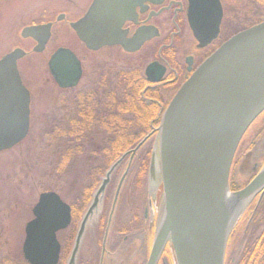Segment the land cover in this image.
Masks as SVG:
<instances>
[{
  "label": "water",
  "instance_id": "1",
  "mask_svg": "<svg viewBox=\"0 0 264 264\" xmlns=\"http://www.w3.org/2000/svg\"><path fill=\"white\" fill-rule=\"evenodd\" d=\"M147 1L160 0H93L88 15L71 28L89 51L118 45L135 52L155 37L154 30L126 39L120 28L132 17L128 14ZM189 1L193 36L201 46L206 45L219 34L221 4L219 0ZM50 30V24L32 25L21 31V37L34 39L33 52L41 53ZM24 56L25 52L16 48L0 58V152L14 148L29 133L30 95L17 69ZM155 66L146 69L149 82H159L163 74L157 69L151 78ZM47 67L60 89L76 87L82 77L81 62L68 48L54 51ZM263 112L264 21L221 44L181 85L162 114L154 131L158 164L154 153L149 173L158 171L163 208L146 264H157L167 243L172 246L176 264H224L227 241L237 219L264 194V165L242 189L231 192L229 187L236 150ZM116 164L107 172L82 219L68 264L75 263L85 225ZM70 214V207L55 192L39 195L33 218L24 228L22 255L27 264H58L60 244L56 235L68 228Z\"/></svg>",
  "mask_w": 264,
  "mask_h": 264
},
{
  "label": "rangeland",
  "instance_id": "2",
  "mask_svg": "<svg viewBox=\"0 0 264 264\" xmlns=\"http://www.w3.org/2000/svg\"><path fill=\"white\" fill-rule=\"evenodd\" d=\"M70 1L75 3L74 7L69 3V0H0V58L16 48L27 53L17 62V67L22 83L31 95L28 136L11 150L0 152V264H27L22 255L24 228L33 218L32 209L37 203L39 195L51 191L59 195L63 202L72 203L81 195L80 192H82L84 184H88L86 174L100 160L94 152L102 145L103 132L93 133L84 140L82 152L74 155L62 172L58 170V163L62 158L60 154L66 149V143L62 142L59 132L67 127L68 121L75 117V96L79 92L95 88L94 85L97 87L99 82H105L106 77L109 78L111 74L120 70L128 71L131 68H139L137 63L140 62L139 60H143L124 56L115 49L97 53L88 52L69 29V22L80 15H66L63 21H56V16L59 13L69 12L72 9L83 11L89 0ZM242 2L232 0L228 1L225 6L228 11L234 8L239 12V15H247L248 11ZM250 18L251 15L248 16V19ZM45 22H53V35L45 51L34 53L33 42L21 39V31L26 26L40 25ZM59 47L73 51L83 64V79L80 86L74 91L59 89L49 74L48 59ZM109 79L112 81L113 77ZM263 124L264 113L248 129L244 135V141L250 139ZM157 142L158 137L155 135L152 152L155 153L158 164ZM263 143L264 132L256 137L254 148L250 150L251 155L248 158L250 165L260 160L261 149L264 150ZM136 161L130 163L127 168V174L118 191L117 202L112 203L113 210L111 212L109 209L105 210L99 204L100 207L98 206L97 211L89 218L74 264H99L98 260L101 261V264H146L152 241L150 240L144 250L145 244L142 235L135 234L124 240L126 233L119 235L115 231L116 227L114 228L116 221L126 226L129 225L131 222L129 208H133V205L137 206L138 196H142L140 189L134 188ZM125 163L126 161L114 171L112 170L108 178V181L112 180L110 188L115 189L113 194L117 192L118 177L123 175ZM119 171L121 175L115 176L114 173L117 174ZM235 172L236 174L239 172L237 166ZM239 173L238 176H235V181L242 187L244 179H249V171L241 170ZM101 180L103 181L104 178ZM142 184L146 191L147 215L153 219L154 236L163 208L162 182L158 171L155 170L153 175H150L148 167L147 176ZM246 210L237 219L235 226L239 219L246 216ZM108 212L109 217L111 215L110 226L109 228L102 227L100 225L102 220L98 223L99 218L101 215L102 218H107ZM82 218L83 215L77 222L76 232ZM247 223L245 222L243 227L240 221L237 227L234 226L231 241L234 242L233 238H235L237 244H234L233 248L230 247L229 253H227V257L234 261V264L240 258L247 243L248 233L244 231L248 229ZM67 232L64 231L57 235L61 246ZM102 242L104 248L101 247ZM70 251L62 264H68ZM157 264H176L170 243L165 246Z\"/></svg>",
  "mask_w": 264,
  "mask_h": 264
},
{
  "label": "trees",
  "instance_id": "3",
  "mask_svg": "<svg viewBox=\"0 0 264 264\" xmlns=\"http://www.w3.org/2000/svg\"><path fill=\"white\" fill-rule=\"evenodd\" d=\"M240 1H244L242 3L251 18L246 20V25L243 27L234 29L232 34L228 36L221 35L218 39V44L226 38L229 39L238 32L264 21V0ZM111 77H113L114 81H110L109 78ZM109 78L106 77L105 82H99L97 87L94 85L93 87L95 88L79 92L75 96V117L68 121L67 127L59 132L62 142L66 143V147L64 146L66 149L60 154L62 158L58 163L59 172H62L66 165L68 166L74 155L82 152V143L90 135L103 132L104 138H102L100 148L94 152L100 160L86 174L88 184H84L83 190L80 192L81 195L76 200V205L71 208L72 223L66 230L68 232L62 244L58 264L63 263L72 247L77 222L82 216L91 194L98 187L100 179L125 153L134 149L138 143L152 133L135 155V161H137L134 169V188L140 189L139 191L142 193V196H138L139 201L136 204L138 211L144 208L147 201L145 197L146 191L142 182L147 176L152 146L156 135L152 131L154 127L158 126L163 108H165L168 101L155 98L150 91L146 90L148 83L143 78L139 68H131L128 71L120 70L111 74ZM240 187H237L232 182L230 190L236 191ZM256 202H254L253 208ZM253 208L251 209L253 210ZM256 208L254 214L251 211L252 217L250 216L251 219L247 230V243L236 264H263L260 257L264 251V198ZM135 213L138 212L135 211ZM105 221L102 227L105 225ZM141 221L142 219H139L138 215L135 217V223L131 227H124L117 223L115 231L120 235L124 234L125 231L128 232L134 229V226L138 230L141 227ZM152 235L153 233H151L149 242L152 239Z\"/></svg>",
  "mask_w": 264,
  "mask_h": 264
},
{
  "label": "flooded vegetation",
  "instance_id": "4",
  "mask_svg": "<svg viewBox=\"0 0 264 264\" xmlns=\"http://www.w3.org/2000/svg\"><path fill=\"white\" fill-rule=\"evenodd\" d=\"M228 1H232V0H219V2L221 4V8H222V13H223L221 23L219 25V34H218L216 39L211 40L206 45L201 46L200 43H198V41L193 36V31L191 29V26L189 23V18H188L189 17L188 15L190 13V1L189 0H160L157 3H152V2L147 1V2H143L140 6H136L134 8V11H132L128 14V15H132V17H130V18L128 17L124 21V23L122 24V26L120 28V30L124 33L126 39H132L137 33H150L151 30H154L155 37H153L152 39L146 40L140 46V48L135 52H127L121 46H118V45L117 46H111V47H104L97 52H100L103 50L115 49L124 56L143 59V60H139L140 62L137 63V66H139V69L141 70V74H142L143 78L148 83L146 90L150 91L151 95L155 98H160L164 101L168 100V102L166 103V106H165V108H166L169 101L174 96V94L178 91V89L181 87V85L192 75V73L199 67V65L205 59H207L213 52H215V50H217L219 48V46H221V44H223L226 40H228V38H226L225 40L221 41V43L218 44L219 37L221 35L222 36H228V35L232 34L234 29L243 27L246 24V20L248 19L249 15H239V12H237L236 9H234V8H232V9H230V11H228V9L225 6V4ZM69 3L72 4L74 7L75 3L73 1L69 0ZM92 4H93V0H89L86 8L83 11H79V10L75 11L72 9L69 12L59 13L56 16V21L57 22L63 21L65 19L66 15H80L78 18H75L72 22H69V29H71L72 32L74 33L73 29L71 28V25L73 23L77 22L78 20H80L81 18H83L85 15H88L89 9L92 6ZM60 17H61V19H59ZM47 24H50V26H51V30H50L51 36H50V39L48 41V43H49L51 40V37L53 35V33H52L53 22H45L42 25H47ZM74 35H75V33H74ZM21 39H26L29 41L31 40L34 44L33 48L36 46V42L32 38H22L21 37ZM80 44L84 47V45L82 43H80ZM47 45H46V47H47ZM87 51L90 53H97V52H92L89 50H87ZM26 55H27V53H26ZM152 64H156V66L154 67V71L150 72L151 78H153L155 76V71H157V69L159 71L160 70L163 71V72L161 71L163 74H162L159 82H149L147 80V77L145 76L146 69ZM141 65H142V67H141ZM81 67H82V77H81L80 82L78 83V85L76 87L66 89V91H73L80 86V83H81V81L83 79V75H84V67H83L82 62H81ZM30 101H31V95H30ZM165 108H163V112H164ZM163 112H162V114H163ZM159 122H160V120H159ZM157 128H158V126L154 127L152 132H154ZM263 132H264V124L258 129V131L250 139H246L244 141V136H243V138H242V140H241V142H240V144L236 150V153L234 155V159L232 162V166H231V170H230L231 172H230V177H229V187L232 186V182L237 187H240L239 183L237 184L235 181V178H236L235 176H238L240 174L239 172L241 170L242 171L246 170L247 172L249 171V176H248L249 179L247 178V180H248L247 181L245 178L243 181V183H244L243 186L240 187L238 190L242 189L256 175V173L259 171V169L262 167V165H264V150L263 149H261L262 156H261L259 161H257L255 164H252V165H250V162L248 161V158L251 155L250 150L254 148V143L256 142V137L260 136L261 133H263ZM154 133H156V132H154ZM151 134L149 135V137L151 136ZM145 142H143V144ZM138 149L135 151L134 154H131L132 150H134V149H132L131 151L125 153L118 161L115 162V163H117V166L114 169H116L118 166L123 164L124 161H126V163L124 164L125 170L122 173L123 175L120 174L121 173L120 171L117 174L114 173V175L117 177H118V175H121L120 178L118 177L120 182L118 181L119 185H118V188L116 189L117 192H116V194L115 193L113 194V192H115V189L110 188V185L112 184V180L110 179L108 181V183L106 184L107 186L104 188L103 192L98 196L97 207L94 210V212L97 211L99 204L105 210L109 209L110 212L113 210V204L112 203L117 202L118 191L121 188V183L127 174V171H128L127 168H129V164L133 163L135 161V155H136ZM152 155H153V152H151V156H150V160H149V166H150ZM236 166H237V171H239V172H237L238 175L235 172ZM232 170H233V172H232ZM106 173L104 174V176L102 178L105 179ZM101 179H100L98 187L91 194V198H90L89 202L87 203L86 208H85L82 215H84V213L92 205L94 198L96 196L97 190L101 186V183H102ZM108 187H109L110 191H109ZM107 189H108L109 193L106 194V192H108ZM238 190H236V191H238ZM231 192H235V191H231ZM110 197H111V199H110ZM263 198H264V194L260 199H259V196L256 197L248 205V207L246 208L247 209L246 213H245L246 216H243L241 219H239L237 222V225L235 227L238 226L240 221L243 224L242 225L243 227H244L245 222H248L247 224L249 225V222L251 219L250 216L252 217V214H254V212L257 209L256 207L258 206V204L260 203V201ZM76 200L77 199H75V201H73L72 203L69 204L70 208H72L74 205H76ZM255 201H257V202L253 208L252 206H253ZM146 203H147V201H146ZM146 206H147V204H145L144 208L140 211L141 212V218L140 219H142L140 229H138V230L131 229L128 232L124 230L126 233L124 235V240H127L128 239L127 237L133 236L135 234L142 235L143 241L145 244L144 250L146 249V246L149 243V239H150L151 233H153V228H154V226H152L153 225V219L148 217ZM251 208H253V210ZM135 211H137L138 213H135ZM251 211H252V214H251ZM94 212H93V214H94ZM140 212L138 211V208H136L135 205H133V208H131V207L129 208L130 219H131V222L128 225L129 227H131L132 224L134 225L135 217L140 215ZM71 214H72V209H71ZM93 214H92V216H93ZM103 219H102V215H101L98 223H100V220H102V224H103V222L106 220L104 227L109 228L110 222H111V215L109 217V212L107 214V218L105 217ZM71 223H72V219H71ZM117 223L121 224L124 227H128V226L116 221V222H114V228L116 227ZM102 224L100 223V225H102ZM243 227H242V229H243ZM234 228H233V230L229 236L228 242H227L224 264H234V261H232L230 258L227 257V253H229L228 251L230 250V247L233 248L234 244L235 245L237 244V242L235 241V238H233L234 242L231 241V237H232V233L234 231ZM247 228H248V226H247ZM247 230L248 229H245L244 231L247 233ZM59 233H62V232H59ZM60 245H61V243H60ZM101 247L104 248L103 242H102ZM71 252H72V250L70 251V255H71ZM260 259L262 260V262L264 264V251H263ZM98 262H99V264H101L100 260H98Z\"/></svg>",
  "mask_w": 264,
  "mask_h": 264
},
{
  "label": "bare ground",
  "instance_id": "5",
  "mask_svg": "<svg viewBox=\"0 0 264 264\" xmlns=\"http://www.w3.org/2000/svg\"><path fill=\"white\" fill-rule=\"evenodd\" d=\"M245 207V205L242 207V209ZM242 209H240V210H242Z\"/></svg>",
  "mask_w": 264,
  "mask_h": 264
}]
</instances>
